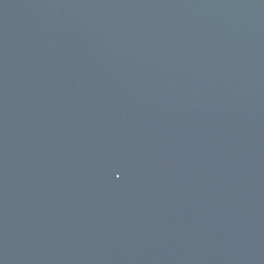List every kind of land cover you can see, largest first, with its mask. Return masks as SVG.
Returning a JSON list of instances; mask_svg holds the SVG:
<instances>
[{
  "label": "water",
  "instance_id": "obj_1",
  "mask_svg": "<svg viewBox=\"0 0 264 264\" xmlns=\"http://www.w3.org/2000/svg\"><path fill=\"white\" fill-rule=\"evenodd\" d=\"M0 264H264V0H0Z\"/></svg>",
  "mask_w": 264,
  "mask_h": 264
}]
</instances>
